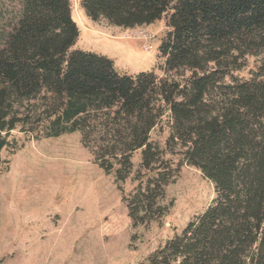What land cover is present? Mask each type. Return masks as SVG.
Masks as SVG:
<instances>
[{"label":"trees","instance_id":"1","mask_svg":"<svg viewBox=\"0 0 264 264\" xmlns=\"http://www.w3.org/2000/svg\"><path fill=\"white\" fill-rule=\"evenodd\" d=\"M20 1L1 36L0 152L15 151L17 130L35 139L80 133L132 227L147 226L166 215L160 201L177 170L149 141L167 112V145H179V164L200 171L215 196L142 264H264V0H78L90 21L125 30L164 19L161 78L118 74L107 57L73 50L70 0ZM253 57V76L236 77ZM92 120L109 140L90 137ZM137 151L140 177L124 195Z\"/></svg>","mask_w":264,"mask_h":264},{"label":"rangeland","instance_id":"2","mask_svg":"<svg viewBox=\"0 0 264 264\" xmlns=\"http://www.w3.org/2000/svg\"><path fill=\"white\" fill-rule=\"evenodd\" d=\"M70 5L79 31L73 50L107 57L118 74L164 76L159 52L168 31L164 19L150 27L117 29L104 21H90L78 0H70ZM21 9L20 0H0V46L1 36L16 24ZM138 32L145 33L148 41L140 40ZM258 64L259 58H248L234 75L250 79ZM170 125L165 112L149 133V141L159 148L162 158L177 169L160 201L166 215L135 228L113 176L97 166L92 153L95 147L84 146L80 133L35 139L18 130L12 132L15 151L0 152L1 160L7 162L0 168V264L144 263L203 213L215 196L213 184L200 171L179 164V145H167ZM89 126L90 137L109 140L100 124L92 120ZM140 154H132V173L121 184L124 195L140 177Z\"/></svg>","mask_w":264,"mask_h":264},{"label":"built area","instance_id":"3","mask_svg":"<svg viewBox=\"0 0 264 264\" xmlns=\"http://www.w3.org/2000/svg\"><path fill=\"white\" fill-rule=\"evenodd\" d=\"M137 37L143 41H148L149 39L145 33H141V32H138Z\"/></svg>","mask_w":264,"mask_h":264},{"label":"crops","instance_id":"4","mask_svg":"<svg viewBox=\"0 0 264 264\" xmlns=\"http://www.w3.org/2000/svg\"><path fill=\"white\" fill-rule=\"evenodd\" d=\"M151 26V25H150ZM150 26H147V27H150ZM118 29V28H117Z\"/></svg>","mask_w":264,"mask_h":264}]
</instances>
